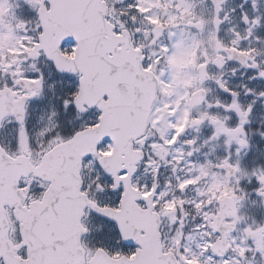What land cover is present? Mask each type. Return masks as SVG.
<instances>
[{
    "label": "snow or ice",
    "instance_id": "snow-or-ice-1",
    "mask_svg": "<svg viewBox=\"0 0 264 264\" xmlns=\"http://www.w3.org/2000/svg\"><path fill=\"white\" fill-rule=\"evenodd\" d=\"M155 2L0 0V264H264V219L245 210L264 209V130L250 134L264 129V0H242L244 31L233 28L230 44L219 39L227 0H212L217 55L192 109L175 64L185 30L165 42L137 23ZM172 3L177 18L189 10ZM194 27L193 46L204 39ZM152 31L161 38L145 47ZM241 70L248 83L223 78ZM189 110V128H208L203 145L188 138ZM221 139L227 155L201 163ZM185 185L198 195L178 206ZM165 218L174 231L161 230Z\"/></svg>",
    "mask_w": 264,
    "mask_h": 264
},
{
    "label": "flooded vegetation",
    "instance_id": "flooded-vegetation-1",
    "mask_svg": "<svg viewBox=\"0 0 264 264\" xmlns=\"http://www.w3.org/2000/svg\"><path fill=\"white\" fill-rule=\"evenodd\" d=\"M14 3V0H11ZM181 3H186L188 5L189 10L181 11L180 17L177 18L175 13L178 9L173 5L172 0H156L155 4H150L149 8L146 9V12H152L154 18H150L148 20H143L142 17L138 18L137 23H145L149 28L154 30H160L162 33V38L167 42L168 39V29H184L186 33V48L185 51L177 58L175 64L177 68V79L180 83L181 87L185 89V97L182 104H186L189 109H192L194 103H197L196 98L199 97L204 90L198 87L200 82L199 73L200 71L208 67L213 60V58L217 55V42L212 41L209 43L207 39L208 29H214V8L212 4V0H195V8L192 9V4L189 0H181ZM242 3V0H227L226 11H228L230 15V22L225 23L223 26V30L220 33L219 39L224 44H230L233 40L232 29L236 28L238 31H244V25L240 23L239 19V5ZM235 7L237 9L236 13H232V8ZM251 11V9H246ZM201 23L204 25V39L198 40L195 46L192 45L191 40L188 38L189 34H195L196 29L194 25ZM151 35L154 37L153 40H149L146 42L145 47L155 42V39H160V36L156 35L155 31L151 33L146 32L145 36ZM242 46L247 47L248 41H242ZM255 47L256 45L253 43L252 45ZM203 58L207 63L200 64V60ZM234 66L239 67L238 61L232 62ZM224 79L229 80V83L234 87L237 85H242L248 83L247 77L244 75L243 70H241L236 78H231L230 73H226L223 77ZM207 96L209 102H214L217 97L216 89L213 85L209 86L207 90ZM191 115L192 112L185 111L184 112V120L183 123L185 128L188 129V138L199 137L200 144L203 145L205 137L209 134L208 128L205 127L203 129H191L189 128V124L191 123ZM221 118H226L225 114H221ZM264 129H261L260 123L257 122L255 127L251 130V135L253 139L256 138V135ZM225 144L223 139H221L217 144H210L204 146L200 153L198 154V159L201 163H204L207 160H211L213 163L216 162L218 158H222L227 155L225 151ZM208 154L207 157L205 154ZM171 160V156L168 157ZM259 163H264L261 161ZM164 177L171 175V172L164 171L162 169ZM212 181V176L210 173H206L204 177V182L200 184L199 194H204L209 190V183ZM141 183L147 182V179L141 177ZM188 188L187 199L182 202H178V206L181 203H187L189 201L195 200L197 198L198 192L192 190L191 185H185ZM248 191L251 193V188H248ZM253 199H255L254 193ZM204 207V205H201ZM246 212L248 216H254L256 220L264 219V209L259 207V202L257 201L255 205L249 203L246 205ZM166 211H174V209H166ZM185 215V232H190L194 226V217L190 213H184ZM176 225L172 223V221L165 218L161 225V230L163 232H170L175 230Z\"/></svg>",
    "mask_w": 264,
    "mask_h": 264
},
{
    "label": "rangeland",
    "instance_id": "rangeland-1",
    "mask_svg": "<svg viewBox=\"0 0 264 264\" xmlns=\"http://www.w3.org/2000/svg\"><path fill=\"white\" fill-rule=\"evenodd\" d=\"M37 130H39V129H37Z\"/></svg>",
    "mask_w": 264,
    "mask_h": 264
}]
</instances>
